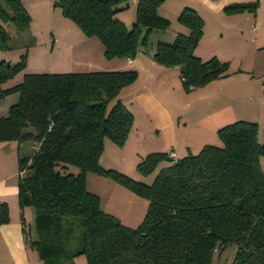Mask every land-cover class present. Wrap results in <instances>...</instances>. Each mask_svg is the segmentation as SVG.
<instances>
[{
    "label": "trees",
    "instance_id": "obj_1",
    "mask_svg": "<svg viewBox=\"0 0 264 264\" xmlns=\"http://www.w3.org/2000/svg\"><path fill=\"white\" fill-rule=\"evenodd\" d=\"M164 1L138 0L130 28L116 17L128 0H57L55 6L84 35L98 38L111 59L136 55L141 27L144 46L151 31L169 27L170 20L158 13ZM254 8L255 3L241 2L225 10ZM177 21L188 32L178 33L173 43H157L153 58L178 66L186 88L227 75V62L194 53L203 35L202 16L185 7ZM30 22L21 0L0 1V47L14 48L8 24L23 33ZM26 58L0 60V99L18 93L0 116V142L31 143L18 159L17 196L21 209L34 210L33 232L25 224V240L42 264H75L79 254L87 264H211L228 244L236 246L232 264H264V138L256 122L221 126L220 145L205 144L197 153L143 156L137 162L142 175L158 168L148 184L100 165L104 140L121 145L132 127L133 113L117 95L137 71L24 72ZM88 173L109 177L146 199L142 219L129 225L104 209L100 196L88 189ZM8 220V207L1 203L0 223Z\"/></svg>",
    "mask_w": 264,
    "mask_h": 264
},
{
    "label": "crops",
    "instance_id": "obj_2",
    "mask_svg": "<svg viewBox=\"0 0 264 264\" xmlns=\"http://www.w3.org/2000/svg\"><path fill=\"white\" fill-rule=\"evenodd\" d=\"M21 1L29 12L32 22H38L40 17L45 20V16L52 13L55 22H58L60 28L65 31L64 36L68 42L64 44L63 49H67V51L65 50L66 54H70V58L73 59L67 58L61 64H70L73 67L67 70L51 68L49 72L128 69L137 71L138 68H142L141 72H145L146 75L151 68L155 70L163 68L152 56L155 46L150 55H147L149 53H146L144 48L139 45L136 55L132 58L114 57L107 59L99 39L94 36L88 37L77 30L72 21L64 17L61 10L56 8L57 0ZM128 1V7L138 3V0ZM241 2L255 3V8L251 11L227 12L225 10L229 4ZM159 7L158 12L161 9L160 15L168 18L171 23L170 27L174 28L173 34H169L170 39L180 32H188L185 26L176 21L179 12L185 7L195 9L204 20L203 35L195 48L196 55L202 58L203 55L200 52L205 49L206 40L211 39L216 45V47L209 48V51L212 52L211 55L227 62L229 73L209 81L206 85L196 88L189 94L181 92L177 96L179 98L177 101L174 100V95L170 98L164 94L163 90L158 89L159 91H156L152 84L151 75L148 74L144 87L136 93H132L133 95H125V97L130 96L128 99L132 105H137L141 112L140 115H143L148 121L145 124L144 122L140 124L142 128L145 125L147 131L145 128L139 129L138 123L134 120L125 142L128 143L133 136L135 141L142 138V144L145 145L146 143L148 154L173 151L176 155L175 158H180L188 153H197L205 144H212L208 140L216 136L217 129L233 121H253L258 125L261 124V127L264 128V116H261L264 115V0H165ZM57 9H59L60 14H58ZM49 29L50 39L53 42L52 49H54V47H59L57 44L59 38L54 28ZM9 31L14 34L16 39L20 37L21 33H17L15 30H13L14 33L12 30ZM164 33L167 32L164 31ZM91 48L97 51L95 57L91 56L93 53ZM75 49L79 51L77 56L82 55L81 60L76 59L74 52L70 53ZM207 54L206 56H209V52ZM49 64L52 66L53 61L49 60ZM33 65L27 66L24 72L48 71L46 65L43 68ZM170 69H176L180 72L178 66ZM20 75L15 79H19ZM140 79H145V76L140 74L135 83H138ZM159 82H157V86ZM206 98H210L206 109L208 113L201 115V120L196 121L193 125L192 130L198 131L193 134L197 135L193 138L192 133L189 132L188 118L194 112L197 114L198 107L202 102H205ZM17 100V92L10 93L0 99V116L6 115L9 106ZM154 138L158 139V143L152 147ZM107 141L108 138L104 140V146ZM23 148L24 143L19 144L15 140L0 142V204L6 203L9 214V220L0 223V264H30V249L25 240L24 225L27 224L32 231L34 210L30 206L21 209L17 196L18 159ZM9 156L11 157L9 158ZM142 157L138 158L136 163ZM129 198L132 196L129 195ZM138 201H140L139 205H142L137 212L138 216L134 221H127L132 225L137 224L142 219L141 216L145 214L147 208V203ZM128 206L130 208L131 205ZM130 214L133 215L132 212Z\"/></svg>",
    "mask_w": 264,
    "mask_h": 264
},
{
    "label": "rangeland",
    "instance_id": "obj_3",
    "mask_svg": "<svg viewBox=\"0 0 264 264\" xmlns=\"http://www.w3.org/2000/svg\"><path fill=\"white\" fill-rule=\"evenodd\" d=\"M159 6L158 8H160ZM56 8H59V7L56 6ZM136 8H137V5H131L128 8L123 9L122 11L116 13V17L120 19L121 21H123L128 28H130L132 26V23L135 20ZM57 12L58 14H60L59 9H57ZM158 13L161 14V9H160V12ZM44 19L45 20H43L42 17H40L38 22H32L31 20L29 29L25 33H21L20 35L18 34L20 36L18 39H16L14 34H12V38L9 41V44L13 45L14 48L13 49H3L2 47H0V60L5 59L6 61H11L12 63H16L17 61L21 59L22 54H26L27 56L26 67L27 66L30 67L32 64H34L33 66L35 67L37 66L38 68L40 67L43 68V66L46 65L48 67L47 68L48 71H50L51 68L58 69V70L71 69L73 65L61 64L65 59L70 58V54H66L67 49L65 48L63 49L64 44L68 42V40L64 36L65 31L62 28H60L58 22H55L54 15L52 13L47 14ZM72 23L77 28V30L81 31V29L73 21ZM170 26H171V23L169 27H167L166 29L151 31L148 34L145 46L142 44L145 28L141 27L142 32H140L139 34V45L144 48L146 53H149L147 55H150L152 48L154 46L156 48V45L159 42L165 41V43H173V41L175 40L178 34H176L174 38L170 39L169 34H173V31H174V28ZM7 27L9 30H12V32L14 33L13 30H15V27L12 24H8ZM51 27L52 29L54 28V31L57 33V36L59 38V41L57 43L59 47H54V49H52L53 42L50 39V29L49 28ZM164 31H166L167 33H164ZM206 42L207 43L205 44V49H202V51L200 52L203 55L202 59L204 60L212 57L211 55L212 52L209 51V48L216 47L215 43H213L211 39L206 40ZM91 50L93 51L91 56L95 57L97 54V51L93 48H91ZM73 52L76 55V59L78 58L77 60L82 59L81 58L82 55L77 56L79 52L77 49H75L74 51H70V53H73ZM208 52H209V56H206L208 55L207 54ZM194 53L196 54L195 49H194ZM70 59H73V58H70ZM49 60L53 61L52 66L49 64ZM159 65L163 66V68L159 70H155L151 68L150 71L147 72L149 76L151 75V78L153 81L152 82L153 87L154 89H156V91H159L158 89L163 90L164 94H167L168 96H170V98L175 96L174 97L175 101L179 100L177 96L181 92L189 94L195 91L196 88L201 87V86L194 87V86L189 85L186 88L180 76V72L176 69L175 70L170 69L171 67H174V66H165L160 63ZM141 70L142 68H138L137 78L139 77L140 74H143V77L145 76V79H143L144 81L141 80L142 79L141 78L138 83H135V81H137L136 80L137 78H136L131 84L122 87L117 97L122 101V103H124L130 109V111L133 113V116H134L133 119L136 120V122L139 125V129L141 128V130H143V128H145V125H143V128H142L140 127V124H143V122L145 124V122H148V121L143 117V115H140L141 112L139 108L137 107V105L135 104L134 106L132 105L131 101L128 99L130 96H126L127 98L125 97V95L136 93L138 90H140L142 87L146 85L145 80L147 79L148 74L145 75L144 74L145 72L143 71L141 72ZM157 82H159L158 86H157ZM184 101L186 103V100ZM209 101H210V98H206L205 102H202L201 105L198 107L199 109L197 110V114L194 112L188 118L189 132L192 133V135L198 132V131L192 130V127L195 124V122L196 121L198 122L201 120V117H200L201 115L208 113L206 109H207V105H209ZM113 102L114 100L110 102L109 106ZM261 116H264V115H261ZM258 126H259V138L260 139L264 138V128L261 127V124ZM145 130L147 131L146 128ZM197 130H200V129L198 128ZM195 136L197 135H193V138ZM212 138L213 139H210L208 141H211L212 144L220 145V140L218 139L217 133H216V136ZM192 140L194 141V139ZM142 142H143L142 138H140L139 141H135L134 136L131 137L128 143L124 142L121 145H118L114 143L112 140L108 139L107 143L104 146L103 153L100 157V161H101L100 165L103 168L115 169L117 171H120L126 175H129L130 177L136 180L144 181L145 183H148V184L151 183L158 168L154 172L148 175H142L137 170V163H136L137 159L142 156H146L148 154L146 143L144 145L142 144ZM155 143H158L157 138L153 139L152 147L155 145ZM30 145H31L30 142L24 143V148L21 152L22 156L26 155L25 149H28L29 148L28 146ZM29 154L30 152L27 153V155ZM10 157L11 156H9V158ZM260 162H261L262 169H264V157H261ZM70 169L72 171L77 170L76 167L71 166V165H70ZM87 185H88V189L97 193L100 196L102 207L116 214L126 224H130L127 221L128 220L134 221V219L138 216L137 212L142 206V205H139L140 201L138 200H141L147 203V200L144 199L143 197L136 195L135 193L131 192L126 187L122 186L121 184L117 183L113 179L106 177V176H102V175H98L94 173H88L87 174ZM128 194L131 195L132 198H129ZM128 205H131L130 208ZM131 212L133 213V215L130 214ZM29 249H28L30 252L29 263L30 264H42V261L39 259L36 251H34L30 247ZM235 253H236V246L234 244H228L220 252H216L214 254L212 264H232ZM74 263L75 264H87L85 255L79 254L75 256Z\"/></svg>",
    "mask_w": 264,
    "mask_h": 264
},
{
    "label": "built area",
    "instance_id": "obj_4",
    "mask_svg": "<svg viewBox=\"0 0 264 264\" xmlns=\"http://www.w3.org/2000/svg\"><path fill=\"white\" fill-rule=\"evenodd\" d=\"M168 155L172 159H174L176 157V155H175V153L173 151H170Z\"/></svg>",
    "mask_w": 264,
    "mask_h": 264
}]
</instances>
